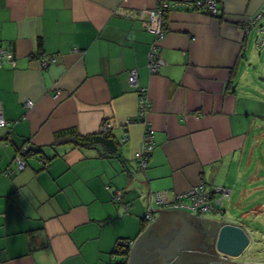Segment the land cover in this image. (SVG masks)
<instances>
[{
  "label": "crops",
  "instance_id": "obj_1",
  "mask_svg": "<svg viewBox=\"0 0 264 264\" xmlns=\"http://www.w3.org/2000/svg\"><path fill=\"white\" fill-rule=\"evenodd\" d=\"M217 1L219 18L192 9L163 14L165 64L150 74L154 36L144 22L158 0H0V45L9 56L0 67L8 123L0 129V264H116V243L132 240L128 264L158 216L143 220L149 192L182 193L203 181L231 197L241 167L247 176L255 131L264 129V99L238 81L250 31L264 33L257 24L246 33L264 0ZM42 57L55 63L42 67ZM132 69L151 101L153 150L143 171L134 158L143 127L128 123L138 111ZM105 122L103 143L72 142L73 134L98 135ZM23 145L31 151L17 170ZM223 209L222 220L238 224ZM222 214L191 215L220 223Z\"/></svg>",
  "mask_w": 264,
  "mask_h": 264
},
{
  "label": "built area",
  "instance_id": "obj_2",
  "mask_svg": "<svg viewBox=\"0 0 264 264\" xmlns=\"http://www.w3.org/2000/svg\"><path fill=\"white\" fill-rule=\"evenodd\" d=\"M195 10L197 12L209 15L213 18H219L222 14L218 7L217 0H192L191 4L184 1L178 2H165L158 0V3L153 12L149 15L147 21L144 22V27L147 31L153 34L154 41L151 43L148 55H147V69L150 74H157L159 70L164 66L165 62L158 49V42L163 35L162 18L163 14L168 10ZM262 12L257 13L253 18L249 19L248 27H246V33L249 29L256 24L260 19ZM263 41L257 44V47L261 46ZM8 53L6 49L0 45V67L8 59ZM52 63H55L53 57L40 58V65L46 67ZM138 75L136 69H132L128 75V83L131 88L136 90L138 94V111L136 116L129 120L130 122H138L143 127V137L141 145L137 153L135 154V164L138 170L143 171L146 168L148 158L153 150V135L151 132L150 123L146 120V115L151 109L150 98L144 88H140L137 82ZM26 107L32 105L31 102L25 103ZM7 121L2 114V108L0 105V129L7 125ZM111 128V124L103 123L99 132L106 134ZM124 137L122 140H125ZM30 152L27 145H23L19 148L13 158V162L16 165L17 170H22L25 166L24 155ZM231 191L225 187H219L214 192L209 191L203 181L198 182L194 186L182 193L177 192H149L146 195V207L143 215L144 222L153 221L152 210L169 209V210H181L193 214L197 217H202L211 213L222 214L224 212V202L230 198ZM121 192L115 191L112 194V200L114 202L121 201ZM223 217V214L221 215ZM133 244L132 240H120L116 243L114 250L112 251L111 258L118 257L116 264H126L128 251Z\"/></svg>",
  "mask_w": 264,
  "mask_h": 264
},
{
  "label": "water",
  "instance_id": "obj_3",
  "mask_svg": "<svg viewBox=\"0 0 264 264\" xmlns=\"http://www.w3.org/2000/svg\"><path fill=\"white\" fill-rule=\"evenodd\" d=\"M223 217L219 223L181 210H158L157 218L135 241L128 264H263L234 261L250 239L245 228Z\"/></svg>",
  "mask_w": 264,
  "mask_h": 264
},
{
  "label": "rangeland",
  "instance_id": "obj_4",
  "mask_svg": "<svg viewBox=\"0 0 264 264\" xmlns=\"http://www.w3.org/2000/svg\"><path fill=\"white\" fill-rule=\"evenodd\" d=\"M261 15L255 27L263 25L264 31V12ZM261 41L262 45L257 47ZM238 78L245 83V87L241 86L248 94L264 99V33L250 31L246 58ZM255 134L254 151L245 168L247 176H243L245 172L241 167L239 183L231 186L232 195L223 205L229 216L247 228L250 239L247 249L234 261L264 264V129H256ZM246 160L248 158L243 162Z\"/></svg>",
  "mask_w": 264,
  "mask_h": 264
},
{
  "label": "trees",
  "instance_id": "obj_5",
  "mask_svg": "<svg viewBox=\"0 0 264 264\" xmlns=\"http://www.w3.org/2000/svg\"><path fill=\"white\" fill-rule=\"evenodd\" d=\"M107 136H108L107 133L103 134L100 132H98V135L82 136V137H80L79 135L73 134L72 135V137H73L72 142H74L75 145H78L80 147H90L94 143H95V145L98 143H103L106 140Z\"/></svg>",
  "mask_w": 264,
  "mask_h": 264
}]
</instances>
